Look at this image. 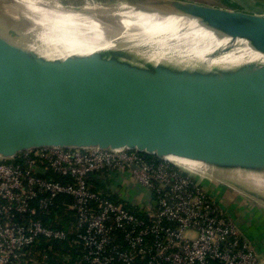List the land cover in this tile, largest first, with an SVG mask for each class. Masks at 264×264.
<instances>
[{
    "label": "water",
    "instance_id": "obj_1",
    "mask_svg": "<svg viewBox=\"0 0 264 264\" xmlns=\"http://www.w3.org/2000/svg\"><path fill=\"white\" fill-rule=\"evenodd\" d=\"M224 1L228 7L196 0L134 1L210 32L218 42L202 51L162 43L189 25L130 31L91 50L0 26V124L53 127L0 138V157L45 146L126 147L231 165L264 180L260 144L144 120L157 106L195 113L233 88L264 91V13ZM218 181L264 205L263 195Z\"/></svg>",
    "mask_w": 264,
    "mask_h": 264
},
{
    "label": "built area",
    "instance_id": "obj_2",
    "mask_svg": "<svg viewBox=\"0 0 264 264\" xmlns=\"http://www.w3.org/2000/svg\"><path fill=\"white\" fill-rule=\"evenodd\" d=\"M221 184L126 147L23 150L0 160V264L63 240L66 264H264Z\"/></svg>",
    "mask_w": 264,
    "mask_h": 264
},
{
    "label": "bare ground",
    "instance_id": "obj_3",
    "mask_svg": "<svg viewBox=\"0 0 264 264\" xmlns=\"http://www.w3.org/2000/svg\"><path fill=\"white\" fill-rule=\"evenodd\" d=\"M135 0H0V26L30 32L60 42L73 50H91L110 45L135 30H169L189 25L174 38L162 40L171 47L206 50L218 40L196 23L174 16H162ZM7 17V18H4ZM191 29V30H190ZM194 31V32H193ZM134 34V33H133ZM193 40V41H190ZM159 126L189 132H217L228 138H242L264 148V91L233 88L195 113L170 106L154 107L144 119ZM53 127L0 124V138H18ZM169 160L209 178H218L239 189L264 196V180L240 168L210 160L168 154Z\"/></svg>",
    "mask_w": 264,
    "mask_h": 264
},
{
    "label": "rangeland",
    "instance_id": "obj_4",
    "mask_svg": "<svg viewBox=\"0 0 264 264\" xmlns=\"http://www.w3.org/2000/svg\"><path fill=\"white\" fill-rule=\"evenodd\" d=\"M203 3L214 4L219 6H227V2L224 0H196ZM254 9L260 11V13L264 12V0H253ZM238 3V2H237ZM240 7V4L237 5ZM228 7V6H227ZM242 7V6H241ZM6 158L0 157V160H4ZM218 194H221L224 199V203L238 205L235 206L236 210L239 214L246 215V218L249 215V219L252 221L251 231L253 238H255L258 244V250L261 252L262 257L264 259V205L262 203L256 202L250 197L243 195H233L232 191H230L229 187L221 184L215 188ZM143 195H140V197ZM234 196V197H233ZM238 197V198H237ZM234 200V203H232ZM241 218V217H240ZM243 221V220H242Z\"/></svg>",
    "mask_w": 264,
    "mask_h": 264
},
{
    "label": "trees",
    "instance_id": "obj_5",
    "mask_svg": "<svg viewBox=\"0 0 264 264\" xmlns=\"http://www.w3.org/2000/svg\"><path fill=\"white\" fill-rule=\"evenodd\" d=\"M50 244V247H48ZM66 243L65 241H42V243L37 248V257H41L45 254V258L39 261L38 264H66L62 256L66 253Z\"/></svg>",
    "mask_w": 264,
    "mask_h": 264
},
{
    "label": "crops",
    "instance_id": "obj_6",
    "mask_svg": "<svg viewBox=\"0 0 264 264\" xmlns=\"http://www.w3.org/2000/svg\"><path fill=\"white\" fill-rule=\"evenodd\" d=\"M230 1H232L233 3H234V5L236 6V7H238L237 5H238V3L240 4V7L239 8H242V9H245V10H249V11H254V12H257V10H255L254 9V6H253V3H254V1L253 0H230ZM238 2V3H237ZM227 6H229V5H227ZM242 6V7H241ZM258 12H260V11H258ZM264 13V12H263ZM227 205V204H226ZM241 215V218H240V220H241V222H242V224L245 222V219H246V215H244V214H240ZM248 219H249V215H248V217H247ZM243 220V221H242ZM250 220V219H249ZM252 222V221H251Z\"/></svg>",
    "mask_w": 264,
    "mask_h": 264
}]
</instances>
